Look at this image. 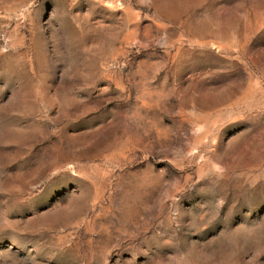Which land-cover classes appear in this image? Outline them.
<instances>
[{"label":"rangeland","instance_id":"1","mask_svg":"<svg viewBox=\"0 0 264 264\" xmlns=\"http://www.w3.org/2000/svg\"><path fill=\"white\" fill-rule=\"evenodd\" d=\"M0 264H264V0H0Z\"/></svg>","mask_w":264,"mask_h":264}]
</instances>
